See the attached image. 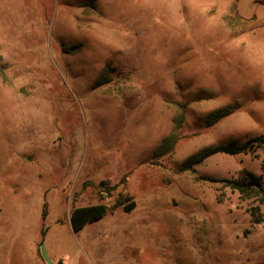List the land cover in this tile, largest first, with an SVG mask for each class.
Segmentation results:
<instances>
[{
    "label": "rangeland",
    "instance_id": "374dc122",
    "mask_svg": "<svg viewBox=\"0 0 264 264\" xmlns=\"http://www.w3.org/2000/svg\"><path fill=\"white\" fill-rule=\"evenodd\" d=\"M260 136L264 0H0V264H30L27 244L39 264H264L256 198L219 182L264 181V151L180 171ZM97 204L74 232L73 209Z\"/></svg>",
    "mask_w": 264,
    "mask_h": 264
},
{
    "label": "trees",
    "instance_id": "16d2710c",
    "mask_svg": "<svg viewBox=\"0 0 264 264\" xmlns=\"http://www.w3.org/2000/svg\"><path fill=\"white\" fill-rule=\"evenodd\" d=\"M236 108L226 107L211 113L208 119V126L215 125L220 120L230 116L235 112ZM181 113V111L179 112ZM176 118V130L181 127L183 122L182 113L179 118ZM174 130L169 136H167L163 143L156 149L155 156H164L170 154L178 142V135ZM264 151V136L255 137L247 140L245 143H238L237 141H232L227 144L208 147L200 151L197 155L189 158L181 166V172H189L193 170L198 165H201L206 159L216 154H226L230 156L234 155H248L253 154L259 158L258 152ZM262 169L264 170V158L262 159ZM219 182L225 183L232 191L238 192L242 198H256L258 205L252 207L249 212L253 218V222L258 223L264 221L260 214V207L264 206V181L262 177L257 176L255 173L245 170L244 176L237 179H222ZM105 183H102L104 185ZM106 186L107 189H110ZM122 207L124 212L130 213L135 208V202L131 201V198L125 197L120 199L115 208ZM108 207L104 204H97L85 207H79L73 209L70 215V223L74 232H79L83 230L89 224L95 223L107 214Z\"/></svg>",
    "mask_w": 264,
    "mask_h": 264
},
{
    "label": "crops",
    "instance_id": "0c3cea01",
    "mask_svg": "<svg viewBox=\"0 0 264 264\" xmlns=\"http://www.w3.org/2000/svg\"><path fill=\"white\" fill-rule=\"evenodd\" d=\"M28 198L29 197H27V199ZM26 201H27L28 205L30 206V202L28 200H26ZM42 205H44L43 202H42ZM42 208H41V217H42V215L46 214V213H43ZM2 241L3 240L1 239V236H0V257H4V250H3V244L4 243ZM44 241H45V239L41 240V243H42L43 246H44ZM24 248H26V249H23V250H25L24 255H23L24 256V260L26 259V261H29L30 264H35L36 261H37L38 264H39V258H38L37 252H36L35 244H33L32 246H30V244H27L26 246H24ZM40 258H42V260H44V254L43 253H41V257ZM1 259H0V262H2ZM60 263L64 264L62 261H60ZM54 264H55V262H54Z\"/></svg>",
    "mask_w": 264,
    "mask_h": 264
}]
</instances>
